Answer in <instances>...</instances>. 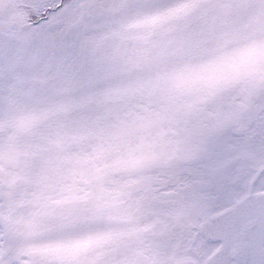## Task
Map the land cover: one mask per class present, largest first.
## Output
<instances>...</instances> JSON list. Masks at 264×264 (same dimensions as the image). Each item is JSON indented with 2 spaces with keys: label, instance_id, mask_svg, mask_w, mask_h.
I'll return each instance as SVG.
<instances>
[{
  "label": "snow or ice",
  "instance_id": "obj_1",
  "mask_svg": "<svg viewBox=\"0 0 264 264\" xmlns=\"http://www.w3.org/2000/svg\"><path fill=\"white\" fill-rule=\"evenodd\" d=\"M0 264H264V0H0Z\"/></svg>",
  "mask_w": 264,
  "mask_h": 264
}]
</instances>
